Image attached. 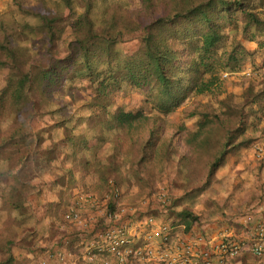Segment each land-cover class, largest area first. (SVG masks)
Returning <instances> with one entry per match:
<instances>
[{
    "label": "trees",
    "instance_id": "trees-1",
    "mask_svg": "<svg viewBox=\"0 0 264 264\" xmlns=\"http://www.w3.org/2000/svg\"><path fill=\"white\" fill-rule=\"evenodd\" d=\"M11 1L16 7L12 4L8 13L0 15V70H8L0 90V163L8 164L0 174V200L9 207H16L19 200V206L28 209L31 191L45 189L60 197L51 205V218L67 223L69 210L62 215V196L78 185L84 167L93 179L86 190L98 202L105 201L106 211H114L118 201L115 177L120 167L117 157L123 164H148L151 170L159 164L161 172L165 163L183 195L190 198L210 186L229 153L237 154L253 140L251 134L259 121L256 114L264 115V82L244 101L224 93L217 108L209 106L210 110L194 113L199 120L197 132L184 140L191 156L178 153L174 134H168L166 116L189 96L221 95V75L238 72L246 60L253 59L254 53L241 41L226 43L221 32L225 24L236 27L240 20L249 41L263 36L262 0H80L79 12L76 0H58L56 10L43 13ZM98 3L103 12L93 19L91 11ZM59 4L64 12L59 11ZM17 11L22 19L14 18ZM28 17L34 23L25 20ZM67 22L71 33L59 49V33L65 27L61 24ZM11 38L16 42L36 39L41 49L27 59L25 50L12 44ZM132 40H136L135 48H126ZM81 74L93 96L85 103L88 126L77 131L67 126L69 119L58 116L56 108L46 109L44 99L67 83H75ZM123 84L141 98L139 110L117 108L114 96ZM46 116H51L48 122ZM183 129L176 126V133ZM99 141L109 145L108 164L83 158ZM206 157L202 177L192 186L195 163ZM29 162L31 172L27 170ZM31 175L40 186L33 185ZM72 205L76 206V201ZM181 215L188 231L196 217L186 210ZM0 251L9 254V248L2 245ZM11 260L7 255L0 264Z\"/></svg>",
    "mask_w": 264,
    "mask_h": 264
},
{
    "label": "rangeland",
    "instance_id": "rangeland-1",
    "mask_svg": "<svg viewBox=\"0 0 264 264\" xmlns=\"http://www.w3.org/2000/svg\"><path fill=\"white\" fill-rule=\"evenodd\" d=\"M16 1H19V3L21 2L23 5H27V8L35 12L41 13L48 10H56L58 5V2H56L58 0ZM76 1V11L79 12L82 0ZM12 4H14V2L11 0H0V15L8 13L10 5ZM13 6V8H15L16 4ZM61 7V5L58 6L59 11L64 12L65 10L61 9ZM259 10H262L260 16L264 18V0L261 2ZM102 12L103 6L98 3L91 11V17L97 19L102 15ZM13 16L16 20L22 19L18 11L13 14ZM25 20L34 23L32 17L25 18ZM61 25H65V27H63L64 32L59 33V49L63 48L71 33L68 22ZM7 33L8 35L12 34L11 31ZM221 34L226 43H230L233 39L241 41L242 45L248 51L254 53L253 59L251 61L246 60L238 72L223 73L221 75L222 84L220 91L223 92L221 95L189 96L178 108L166 116V121L169 124L167 127L168 134H174L173 143L177 147L179 154L191 156V149L184 144V140L197 132L199 120L198 115L194 114L196 111L210 110L209 106L210 108L213 107V109L217 108V100L223 98L224 93L233 94L236 96V99L241 98L244 101L247 99L249 92L252 90L258 91L262 87L261 83L264 82V46H261V43L264 42V35L256 40L249 41L244 37L241 31L240 20H238L236 27L225 24ZM129 36L133 35L130 34ZM19 40V42H16L15 38H11V43L23 48L26 52L27 59L37 55L38 51L41 49L36 39L30 38L23 40L21 38ZM135 46L136 40H132L125 45V47L129 49H134ZM7 74L8 70L5 68L0 70V90L4 87ZM70 95L73 97H69ZM92 96V88L87 78L81 74L72 85L67 83V85H64L55 93L45 97L44 105L46 109L56 108L58 116L69 119L67 126H74V128L79 131L88 126L87 119L89 118V112L86 109L85 103ZM114 98L117 103V108L122 111L135 112L143 105L135 89L124 84L121 85L119 92L116 93ZM256 115L259 119L258 126L257 130L253 132L251 136L253 140H259L255 146L264 148V146L261 145L264 131V115L259 113V111ZM50 117L51 116H46L44 120L48 122ZM178 125H182L184 128L180 134L176 133V126ZM60 135L61 134L58 133V137ZM216 140L217 136L215 135L213 142L214 148L216 147ZM95 144V149H92V152H84L83 158L92 161L98 160L101 163H110L109 145L102 141L94 143V145ZM245 148L249 149V143L243 149ZM233 156L237 155L229 153L227 158H234ZM177 157L178 155L174 156V159H172L171 163L173 165H175ZM115 161L120 167L115 177L119 198L117 199L118 201L116 202L114 211L120 210L121 214H123L121 219L123 223L126 224L128 231L131 232V235H134L135 241L139 243L144 241L146 243L145 238L148 233V228L144 225V222L147 218L152 217L154 222L168 224L174 228L172 234L174 242H177L176 240L178 237L198 234L194 233L193 230H195V227H199L201 230L200 233L210 236L225 232L232 233L239 240L246 243L248 233L246 232V228H244L242 218L249 215V195L247 192L239 193V191L243 188L248 189L249 187L243 186V184H238L237 186L233 185V190L227 194L226 200L220 201L217 199V196H219L218 193L213 192L211 189L217 171L208 188L187 198L183 195L181 187H179V181L175 178L172 171L167 168L169 166L165 165V163H163L164 169L163 172H161V165L159 164L155 166L154 170H151L148 164L141 165V167H139L135 161H129L127 164H123L119 157H117ZM206 161L207 157L195 163L196 173L194 176L196 181H194L192 186L198 185V180L202 177V164ZM259 161L262 160L259 159ZM27 170L30 172L32 171L30 162L27 164ZM2 171L5 173L6 170L0 168V173ZM139 174L140 177H142L140 181H138ZM90 175L89 171L87 172L84 167H81L78 176L79 179L82 180V183L87 179L90 180ZM29 179H31L30 181H32L33 185L37 187L40 186L37 178H33L31 175ZM83 185L88 186L89 183H83ZM86 191L87 190H85V192ZM31 192L32 193L27 196V202L30 206L28 209L21 208L22 202L19 200L16 202L14 201L16 206L14 207L13 203L14 208L9 207V205L0 200V245L9 248V254L0 251V262H5L7 255H9L12 259L9 264H43V262L45 264H71L73 262L75 264H84L82 255L85 243L93 239L97 240L96 237H94L95 233H90L89 230L80 233L79 230L76 229L79 232V234H77L74 228L80 225L69 222L64 223L63 221L60 222L59 217L51 218L54 212V207L51 208V205L59 200L60 197L58 194H48L45 189H42V191L38 193L36 187L35 190ZM223 192L226 193L225 188ZM86 193L90 194L92 192ZM71 194L70 192L68 195L62 196V205L64 207L62 215L67 212L66 210L70 205L67 204V198ZM19 204L21 205L19 206ZM84 204L83 202L79 204L82 211L81 215L83 216L82 224L85 222L89 224L94 219L92 215L89 217L88 208H85ZM104 205L103 210L105 209ZM101 208L102 207H100L99 210H101ZM71 209H73L72 204L68 210L70 211ZM185 210L191 212L196 217V221L191 224L188 231H185L183 227L184 219L181 215ZM85 218L87 219L85 220ZM106 223L105 221L104 226H101L102 222L100 221L96 223V225L101 226L98 228L101 230V228L105 227ZM208 228H210L209 232L206 230ZM203 229L204 231H202ZM193 237L195 236H192L191 239ZM61 238H65L63 243L60 242ZM72 240H74V243H72L73 245L70 244ZM61 243L62 245H60ZM151 245L156 246L157 250L160 252H165V250L168 249V247L158 245L155 242L149 243V247ZM54 246L62 247L66 251L67 258L64 263L55 260L56 258L53 257L54 252L52 251L56 249ZM173 246L175 247V245L170 244V249H173ZM73 253L75 256H72ZM154 260L155 258L152 259L150 256H145L138 261H134L133 264H157Z\"/></svg>",
    "mask_w": 264,
    "mask_h": 264
},
{
    "label": "built area",
    "instance_id": "built-area-1",
    "mask_svg": "<svg viewBox=\"0 0 264 264\" xmlns=\"http://www.w3.org/2000/svg\"><path fill=\"white\" fill-rule=\"evenodd\" d=\"M254 155L264 162V148L254 147ZM115 198H119L117 193ZM81 202L88 206H99L97 198L89 193L77 195L76 206L65 216V219L72 224H82ZM89 207V208H90ZM102 207V206H100ZM106 225L100 231L94 232L97 240L86 242L82 259L84 264H133L145 256L155 258L157 264H227L240 255L243 251L250 252L258 259H264V219L249 220L244 222L248 236L246 243L239 240L232 233H221L208 239L198 238L194 241H173L172 227L164 223H156L149 217L144 225L148 233L143 241H135L134 235L128 231L126 224L121 219L120 210L106 211ZM87 218H85L86 220ZM146 233V232H145ZM155 242L158 245L168 247L165 252L157 250L156 246L149 243ZM173 246L170 249L169 245ZM65 252L57 251L55 257L59 262H64ZM71 264H75L74 262Z\"/></svg>",
    "mask_w": 264,
    "mask_h": 264
},
{
    "label": "crops",
    "instance_id": "crops-1",
    "mask_svg": "<svg viewBox=\"0 0 264 264\" xmlns=\"http://www.w3.org/2000/svg\"><path fill=\"white\" fill-rule=\"evenodd\" d=\"M263 137H264V131H263L262 139H261V141H262L261 145L264 146V138ZM258 141L259 140H257V141L251 140L249 143V149L245 148V149L241 150L240 152H238L236 154L237 156H233L234 158H230V157L226 158V162H225L224 166L218 170V172L215 176V180H214L213 184L211 185L212 191L218 193L219 196H217V199L220 201L226 200L227 194L232 192V190H233V185L237 186L238 184H240V185L243 184V186L249 187L248 189L243 188L239 191V193H246L247 192L249 195V215L242 218L243 219V221H242L243 225L247 219H249V220L264 219V162H263V160L259 161V159H257L254 155V146L257 145ZM95 146H96V144L93 146L92 149H95ZM7 165L8 164L6 161H2L0 168L7 170ZM3 172L4 171H2L0 174H2ZM89 178H90V180L87 179L83 182V183H89L88 186H84L82 183V180H81V181H79L78 185L74 189L70 190V192L72 194L70 195L71 197L69 196L67 198V204L71 205V204L75 203L76 198H77V194L80 195L81 193L88 192V191L85 192V190L93 182L92 176ZM224 188L226 189V193L223 192ZM104 203H105V201H101L98 203L99 206L95 205L92 207L88 206V204H84L85 208H88L89 217L92 215L94 220H92L86 228L84 227V225L83 226L81 225V226H75V229H78L79 232H81V233H82V231H88V230L90 233H94L96 231H99L98 228L101 226H104L105 221H106L104 210H103ZM70 205H69L68 209L70 208ZM100 205L102 206V208H101L102 211L99 210ZM68 209L66 211H68ZM83 212H85V211H83ZM98 215H99V217H98ZM122 215L123 214H120V216H122ZM100 221L102 222V225L101 226L96 225V223H98ZM69 229H71V228H69ZM209 229L210 228L206 229L207 232H209ZM173 230H174V228H172V232H173ZM195 230H193L194 233H198V234L188 235V236H184V237H178L177 241L190 242V241H194L198 238L208 239V238L213 236V235L210 236L207 234L200 233L201 230L199 227L198 228L195 227ZM202 231H204V229ZM192 236H195V237H193L191 239ZM64 239L65 238H61L60 242L63 243ZM62 243L60 245H62ZM56 245H57V243H56ZM54 248H56V249L54 251H52V252H54L53 257H55L57 251H61V252L66 253V251L62 247L54 246ZM57 249H59V250H57ZM72 256H75V254L73 253ZM66 258L67 257L64 254V260L63 261H66ZM55 260H58V259L56 258ZM43 264H45V263L43 262ZM59 264H62V263H59ZM227 264H264V259H258L256 257H254L250 252L245 250L242 253H240V255L237 256L236 258L229 260L227 262Z\"/></svg>",
    "mask_w": 264,
    "mask_h": 264
}]
</instances>
